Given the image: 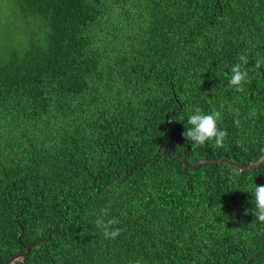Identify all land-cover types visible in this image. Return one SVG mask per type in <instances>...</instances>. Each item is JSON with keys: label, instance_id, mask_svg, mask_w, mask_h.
Returning <instances> with one entry per match:
<instances>
[{"label": "trees", "instance_id": "16d2710c", "mask_svg": "<svg viewBox=\"0 0 264 264\" xmlns=\"http://www.w3.org/2000/svg\"><path fill=\"white\" fill-rule=\"evenodd\" d=\"M257 59L264 0H0V264H264V162L182 163L264 155ZM196 107L223 147L183 136Z\"/></svg>", "mask_w": 264, "mask_h": 264}, {"label": "clouds", "instance_id": "9594fccd", "mask_svg": "<svg viewBox=\"0 0 264 264\" xmlns=\"http://www.w3.org/2000/svg\"><path fill=\"white\" fill-rule=\"evenodd\" d=\"M238 63L233 64L229 70L228 84L237 92H243L246 83H250L249 72L246 68L248 58L245 55H240ZM264 66V60L257 59L254 64V69L257 75H264L259 72V69ZM238 114L239 110H235ZM250 115H255L253 110ZM222 119L221 112L213 109L210 113H203L199 107L193 109L192 113L187 117V125L183 136L186 140L192 142L196 146L204 145L207 142H212L217 148L223 147L227 136L226 130H221L218 127V121ZM237 127L240 126V121H235ZM264 154V150H262ZM251 204L254 210L245 209V215L252 211L255 217L254 222L264 223V185H253ZM108 208L101 209V215L96 218V227L102 230V234L107 239H115L121 232L120 228H114L113 225L119 221L114 218H105L108 216ZM134 264H141L140 260H136Z\"/></svg>", "mask_w": 264, "mask_h": 264}, {"label": "water", "instance_id": "95a60500", "mask_svg": "<svg viewBox=\"0 0 264 264\" xmlns=\"http://www.w3.org/2000/svg\"><path fill=\"white\" fill-rule=\"evenodd\" d=\"M173 131L174 132H177L175 129ZM159 149H160V147H159ZM263 162H264V155H262L256 162L251 163V164H248V165H246V164H239V163H237V162H235L233 160H230L228 158H210V159L204 158V159H201V160H199V161L191 164V163H188L186 161V155L185 154H184V157L182 158L183 169H186V168H189V169L190 168H195V167H197V166H199L201 164H205V163H222V164L230 165V166L236 168L237 170H248V169H253L255 167L260 166ZM263 244H264V242H262L261 248L263 247ZM261 248H260V250H261ZM29 250H30V247H26L25 253H21V254L14 255L10 259L6 260L3 264H10L12 261H14L18 257H25V256H27L28 253H29ZM259 251H258V253H259ZM258 253H256L255 255H257ZM255 255H253L251 258H253Z\"/></svg>", "mask_w": 264, "mask_h": 264}]
</instances>
